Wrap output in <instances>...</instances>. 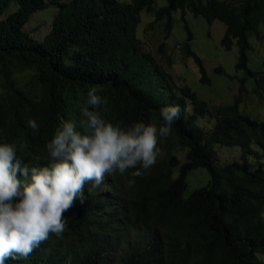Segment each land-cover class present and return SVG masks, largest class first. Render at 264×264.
I'll use <instances>...</instances> for the list:
<instances>
[{
	"label": "trees",
	"instance_id": "trees-1",
	"mask_svg": "<svg viewBox=\"0 0 264 264\" xmlns=\"http://www.w3.org/2000/svg\"><path fill=\"white\" fill-rule=\"evenodd\" d=\"M11 1L0 0V14ZM13 1L17 8L0 19V76L5 77L6 87V91L0 93V105H6L0 107V144L23 141L25 147H17V159L21 161V168L29 170L53 162L46 146L63 122H75L77 130L85 132L80 126L86 120L85 110H95L106 123L125 130L138 122L163 124L160 110L169 107L170 102L177 103L170 98L172 82L157 56L164 55L165 62L171 64V53L165 50L163 41L152 43L150 36L157 56L141 49V40L136 34L141 11L153 17L152 32L155 24L164 20V38L171 29V13L175 8L186 7L192 15H201L207 22L215 18L223 20L227 25L223 44L230 48L231 38L236 40L235 68L239 67L246 49L241 42L250 32L258 34V23L264 24V0H166L165 5L158 8L155 0H132L130 3L115 0ZM51 5L57 7L58 13L41 39L22 28L31 22L33 12ZM182 52L192 55L186 48ZM23 72L30 76L26 84L16 78ZM247 72L254 74L250 70ZM259 80L260 85L254 91L261 90L264 100V72H260ZM93 88L95 94L106 101L95 109L87 103L88 92ZM200 104L203 106L204 102H197L191 112L179 107L180 116L169 136L157 140L160 153L157 163L142 177H132L135 169H128L124 174H106L100 184L105 182L106 186L100 192L90 183L85 185L84 202L77 198L72 208L64 213L68 227L78 235L76 238L72 235L62 237L64 233L59 238L54 237L39 246L40 261L26 259L20 264H65L69 246L89 248L85 264H97L99 254V264H114L118 248L108 236L119 227L120 217L146 220L139 225L138 242L131 248L132 253L121 249V264H139V254L135 251L163 235L169 242L167 251L178 255L195 246L192 240L202 238L198 245L212 244L213 255L210 256H205L199 247L195 248L206 264H236L238 258L263 264V259L253 255L248 246H236L233 238L240 235L250 239L259 234L256 228H264L259 211L241 204V196L248 188L253 190L252 194L263 195L264 184L255 169L250 170L246 158L245 164L232 162L224 166L215 165L210 159L215 142L245 143L244 124L238 122L235 112L219 107L217 115L222 116L224 137L204 134L195 126ZM29 119L37 122L38 131L27 127ZM176 144L190 150L186 168L182 162L179 171L183 168L186 173L190 168L203 166L210 174L207 182L193 189L185 199L178 192L180 187H185V182L181 184L179 180L182 175H178V180L171 175L178 159L168 154ZM261 147L264 149V141ZM17 178L22 184L30 182L31 171L27 178L19 173ZM133 179L135 183L130 185ZM242 200L247 201V197ZM80 237L83 240L69 242Z\"/></svg>",
	"mask_w": 264,
	"mask_h": 264
},
{
	"label": "clouds",
	"instance_id": "clouds-1",
	"mask_svg": "<svg viewBox=\"0 0 264 264\" xmlns=\"http://www.w3.org/2000/svg\"><path fill=\"white\" fill-rule=\"evenodd\" d=\"M50 1L51 0H46V2ZM115 1L130 3L132 0L129 2H122L120 0ZM218 1L228 2L230 0ZM201 2H205V0H201ZM12 5L15 6V9L17 8V4L12 0L9 2V6L5 11L0 14V19L5 18L15 10L9 11ZM48 8L55 9V13H52V18L50 20L51 26V21H53L57 15L58 9L51 5L43 10ZM176 10L179 11V19L183 21V28L185 30V40L181 48L182 50H184V48L188 49L190 53L194 55V57L192 55L189 56L197 65L199 79L201 80L204 78L206 79L205 81L208 82V77L205 75L200 57L189 46L191 33L184 22V14L186 11L190 13L191 11L186 7L182 10L179 8L173 9L171 13L172 22L173 12ZM36 12H40V10L33 12V14ZM141 12L140 23L136 30V34L141 40V49L150 51L157 56L155 48L149 40L155 22L151 23L153 17L148 15L147 12H144V16L141 18ZM201 17L205 20L203 16ZM214 20H219L225 25L220 44L228 50L231 48L232 44H234L237 57L236 40L231 38L230 48H227L222 42L227 29L226 23L218 18ZM214 20L211 22L205 20V22L211 25ZM250 22L255 24L254 21ZM27 24L29 23L27 22L22 26L24 30H27L24 28ZM260 26H262L261 29H259ZM256 29L258 30L257 35H255L256 32H250L246 35V39L241 42L246 45V49L242 53L238 64L239 67L237 68L243 69V74L238 77L237 95L233 96L231 103L207 109L205 101L199 98L186 84L181 82L180 79L173 74L171 68L173 58L171 51H169L171 53V64L165 62L164 55L159 53L161 57H157L161 58V62L164 63L169 73L172 82V95H170V98L177 104L170 102L169 107L160 110V116L163 120L161 126L158 124H153L154 126L146 125L143 122H138L125 130L118 125L114 126L112 123H106L95 110H85L83 115L86 117V120L82 121L80 125L85 129V132L81 133L78 131L75 122H63L62 126L57 129L54 138L46 146L53 162L45 167H33L31 170L26 167L21 168V161L17 159V147L24 148L25 144L23 141L18 143L14 142L12 144H0V264H20V262L26 259L40 261L42 259V252L38 251V248L45 242L52 241L54 237L59 238L63 233L64 235L62 237L72 235L76 238L78 235L68 227L64 213L72 208L73 202L77 198L81 203L84 202L85 185L90 183L93 189L98 187L97 190L100 192L101 189L106 186L105 182L100 186L106 174H112L113 172L124 174L128 169H135V171L131 173L132 177H142L146 170L157 163V159L160 156L157 148V140L160 139L161 141L169 136L172 125L180 116V108L183 107V110L191 112L192 107L197 102H204V105L202 106L200 104V113L196 118L195 126L204 134L212 133L215 138L224 137L220 123L222 116L217 115L219 107L227 111L235 112V114L238 115V122L244 124L245 132L242 137L245 143H238V145L215 142L212 145L211 151L213 157H210L212 162L218 166H224L232 162H244L245 164L246 158L249 162L250 170L255 169V173L260 182L264 184V179H262V177H264V149L261 147V143L264 141V115L260 116L258 113H253L254 110H264L263 92L261 90H259V92L254 91L260 85V72L264 71L249 68L246 65L245 54L246 50L249 48L248 36L250 34H254L258 39L264 38V24L258 23ZM152 35L153 34H151V36ZM154 40L158 43L155 38ZM175 46L179 47L180 45L175 44ZM183 56L186 55H183L182 52L180 54V59H182ZM243 58L245 59L242 60ZM216 70L222 71L221 67H217ZM247 70L253 71L254 74H249ZM14 76L16 77V74ZM29 77L27 72H23L21 77L16 78L23 80V83L26 84ZM247 77L253 79L251 92L257 95L256 100H261L262 102L257 103L259 104L258 109H254L253 111L245 110V106L242 108L239 107L242 95L246 90L244 83ZM4 78V76H0V93L6 91ZM95 91V88H93L88 92L87 100L88 105L93 109L106 104V101L102 97L96 95ZM159 94L158 96H161ZM5 106V104L0 105L1 108ZM203 118L205 120L201 122ZM211 118H215V121L213 122ZM206 124H210L211 128L206 127ZM26 125L31 130L38 131V124L35 120L29 119ZM252 143L255 147H253ZM216 145L228 147L237 146L239 154L230 161L220 163L218 161L217 150L215 149ZM174 149H179L181 151L180 155H177ZM189 151L187 147L176 144L168 154H173L178 159V163L174 165L171 175L172 178L178 180V175L181 174L182 178L179 179L181 184L185 182V174L189 170L194 169L190 168L186 173H183V168H186V162L189 160ZM182 162H184V166L179 171V165ZM174 168L176 170L175 175L173 174ZM29 171H31L30 182H24L22 184V181L17 178L18 173L27 178ZM208 177H210V174H208ZM134 183V179L129 181L130 185ZM197 187L192 188L185 196H182L184 189L180 187L178 190L179 196L185 199V197ZM252 192L253 190L248 188V191L241 196V204L248 208L255 207L256 210L259 211V218L264 221V188L263 195H255L252 194ZM244 197H247V201L242 200ZM157 213L158 211L153 215ZM144 221L146 220L120 217L119 227L116 228L113 234L108 236L114 241L112 245L118 248L115 251L114 264H121L120 259L123 255V250L121 249L132 253L131 248L138 242L140 232L139 225ZM256 230L259 234L255 237L248 239L245 236L235 235L233 240L237 242L236 246L238 244H241V246H248V250L253 253V255H256L257 258L263 259L264 264V228H256ZM166 232H168V229ZM78 240L83 239L80 237L70 240L69 242L72 243ZM202 240V238L192 240L195 246L178 255L177 253L167 251V244H169V242H166L165 236L163 235L160 238H155L151 244L140 247L139 251L135 252L139 254V264H187V262L206 264L200 257V254L196 252L195 248L199 247L205 256H210L213 255L212 244L198 245ZM88 250L89 248L74 249L69 246L68 260L65 264H85ZM99 261L100 254L97 264H99ZM236 264L252 263H249L247 259L241 260L238 258Z\"/></svg>",
	"mask_w": 264,
	"mask_h": 264
},
{
	"label": "rangeland",
	"instance_id": "rangeland-1",
	"mask_svg": "<svg viewBox=\"0 0 264 264\" xmlns=\"http://www.w3.org/2000/svg\"><path fill=\"white\" fill-rule=\"evenodd\" d=\"M129 2L130 0H120ZM156 6L162 7L165 5V0H155ZM15 9L12 5L9 11ZM7 11V12H9ZM52 13H55L54 8L40 10L33 14V18L29 24L24 26L27 30L36 37L42 38L50 26ZM144 16V11L141 12V18ZM3 17V16H2ZM184 22L186 23L191 33L189 41L190 48L200 57L204 68L205 75L208 77V82L199 79L197 65L190 56H183L181 45L185 40V30L183 21L179 19V11L173 12V22L171 29L166 38H164V20H160L155 24L154 31L150 39L152 43L164 42L167 52L171 51L173 62L171 68L173 74L177 76L181 82L186 84L199 98L206 103V108L210 109L219 105L231 103L233 96L237 95L238 77L243 74V69L235 68L236 47L232 44L231 48L225 49L220 40L224 33L225 25L214 20L211 25H208L201 16H193L189 11L184 14ZM262 26L259 27L261 29ZM175 44H179L176 47ZM249 48L246 50V65L251 69L264 71V38L258 39L254 34L248 36ZM221 67L222 71H217L216 68ZM246 90L242 95V100L239 107L245 106V110L253 111L258 109L257 103H262L261 100H256L257 95L251 92L253 79L247 77L245 79ZM253 113L263 116L264 110H254ZM215 121V118H211ZM261 119V118H260ZM205 119L203 118L201 122ZM211 128L210 124L205 125ZM253 147L255 145L252 143ZM215 149L218 154V161L225 163L234 159L239 154L237 146H220L216 145ZM177 155H180L179 149H174ZM176 170L174 168L173 174ZM208 180V172L205 167H197L189 170L185 174V188L182 196H185L192 188L204 185Z\"/></svg>",
	"mask_w": 264,
	"mask_h": 264
}]
</instances>
